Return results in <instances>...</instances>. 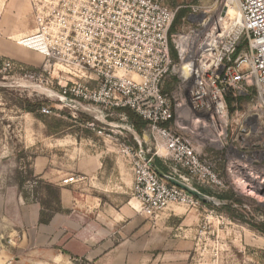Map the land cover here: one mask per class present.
Masks as SVG:
<instances>
[{
  "label": "built area",
  "instance_id": "obj_1",
  "mask_svg": "<svg viewBox=\"0 0 264 264\" xmlns=\"http://www.w3.org/2000/svg\"><path fill=\"white\" fill-rule=\"evenodd\" d=\"M230 6L237 10L236 19L227 11L222 15ZM176 12L164 0H52L38 11L36 30L17 41L41 55L44 73L55 74L60 100L71 98L87 111L129 109L145 121L154 152L137 138L120 144V152L132 176L131 195L148 217L170 204H198L158 175L154 156L161 159L163 150L164 159L174 163L169 175L185 183L220 186L219 172L202 153L203 142L223 147L219 139L227 135L233 114L244 117L237 112L236 96L251 86L259 97L252 115L256 121L264 116V0H221L218 12L199 11V19L173 34ZM14 69L12 61L0 59V72ZM23 75L44 78L33 71ZM170 76L177 86L166 92ZM241 124L246 132L245 119ZM231 156L228 173L264 196V189L248 185L250 178H264V168L246 171L264 158Z\"/></svg>",
  "mask_w": 264,
  "mask_h": 264
},
{
  "label": "rangeland",
  "instance_id": "obj_2",
  "mask_svg": "<svg viewBox=\"0 0 264 264\" xmlns=\"http://www.w3.org/2000/svg\"><path fill=\"white\" fill-rule=\"evenodd\" d=\"M51 1L0 0V59H9L16 65L12 71L0 72V264H51L35 252L36 227L40 223L31 224L30 209L37 205L40 211L41 203L56 205L64 170L77 156L92 152L88 139L96 142V150L102 139L109 143L117 136V153L103 154V164L108 167L119 165L126 171L125 178L129 177L130 169L120 152V144L136 143L134 135L143 148L154 152L152 139L144 130L140 136L135 134L125 112H86L102 135L86 128V120L80 115L83 112L60 102L56 96L55 74L44 73L41 55L36 58L32 51L34 58L25 62L5 51L7 45L22 49L17 41L36 30L38 11L44 12ZM164 3L177 8L176 16L180 14L173 26V34L199 19V11L218 12L221 6V0H164ZM244 44L242 41L240 46ZM24 71L41 73L44 78L26 77ZM176 86V77L170 76L165 79L163 90L171 92ZM235 102L237 112L244 117L233 114L227 135L219 139L223 147H216L210 139L203 142L202 153L214 164L222 185L208 187L191 183L208 190L217 205H206L201 201L195 206L170 204L158 214L166 216L170 213V218L175 219L189 216L187 227L194 232L190 234L192 248L188 264H264V229L260 228L264 227V196L253 197L242 192L227 171L232 153L239 152L247 158H264V116L256 121L252 115L254 108L259 109L255 86L237 95ZM28 103L39 105L31 112L26 109ZM42 107L50 112L43 113ZM243 119L248 134L242 131ZM78 137L85 140H81L80 148L75 150L70 143ZM161 153V159L154 156L153 161L158 159L169 173L172 172L174 163L169 158L164 159V151ZM237 160L243 162V157ZM263 165L264 160H259L252 167L248 165L246 171L260 170ZM69 179L72 180H66ZM100 184L103 189L102 180ZM105 184L113 186L115 182L105 181ZM224 194L228 196L226 202L219 199ZM127 198H133L130 190ZM224 203L228 207L223 206ZM74 264L85 263L78 261Z\"/></svg>",
  "mask_w": 264,
  "mask_h": 264
},
{
  "label": "crops",
  "instance_id": "obj_3",
  "mask_svg": "<svg viewBox=\"0 0 264 264\" xmlns=\"http://www.w3.org/2000/svg\"><path fill=\"white\" fill-rule=\"evenodd\" d=\"M6 48L10 56H19L25 62L34 58V51L25 47L7 45ZM35 55L38 58L39 54ZM89 122L93 121H85V127L102 135L95 127H90ZM131 128L135 132L132 125ZM134 138L138 139L133 135ZM74 140L70 147L78 150L81 140L85 139ZM116 141L117 136L112 142L108 141L111 144L102 139V144L94 150L96 142L88 139L92 152L77 156L64 170L58 193L63 211L55 213L47 224H38L39 206L31 207L30 222L38 224L35 252L51 264L78 261L85 264H188L192 248L190 234L194 232L187 227L189 216L175 219L168 213L147 217L138 212L136 201L127 198L132 186L131 173L125 178L126 171L119 165L103 164V154L117 153ZM68 178L72 180L64 182ZM105 181L115 184L109 186Z\"/></svg>",
  "mask_w": 264,
  "mask_h": 264
},
{
  "label": "trees",
  "instance_id": "obj_4",
  "mask_svg": "<svg viewBox=\"0 0 264 264\" xmlns=\"http://www.w3.org/2000/svg\"><path fill=\"white\" fill-rule=\"evenodd\" d=\"M178 17H180V14L177 15V16H175V19H174V21H173V23L171 25V28H170V33H172V31H173V26L176 23V20L178 19ZM170 48H171L172 55L175 56V51H174L172 45H170ZM232 100H233L232 97L230 95H228L227 96V101H228L229 104H230V102ZM37 105H39V104L31 105V104L28 103L26 109H28V111L33 112L34 110L37 109L36 108ZM120 111L121 112H125L127 118L129 119V122L131 123V125L134 128L135 132L138 133L139 135H141L143 129L145 128V121H143L139 116H137L135 113H133L129 109H121ZM80 115L86 121H90L91 120V117L88 116L85 113H81ZM153 162H154V164L156 166V170H157V173H158L159 176L167 175L169 173L168 170H167V168L165 166H163L158 159L155 158ZM194 187H196L202 193L207 194V195H210V193L208 192V190H205L204 188H202L200 186H197V185H195ZM227 198H228V196L225 195V194L223 196H219V199H221L223 202ZM203 204H206V203H203ZM225 204L226 203H224L223 206H227ZM206 205H208V204H206ZM62 211H63V209H62V206H61V204L59 202L58 192H57V201H56V205L55 206H53V207L51 205L48 206V205H46L44 203H41L40 204V211H39L38 223H40V224H47L50 221L51 217L55 213L62 212ZM260 228L264 229L263 226H261Z\"/></svg>",
  "mask_w": 264,
  "mask_h": 264
},
{
  "label": "water",
  "instance_id": "obj_5",
  "mask_svg": "<svg viewBox=\"0 0 264 264\" xmlns=\"http://www.w3.org/2000/svg\"><path fill=\"white\" fill-rule=\"evenodd\" d=\"M60 102L65 103L66 105L75 108L77 111L83 112L87 114L86 112H90L85 110L77 101L71 99V98H65L63 100H60ZM88 115V114H87ZM163 179H165L168 183L184 190L185 192L189 193L192 195L194 198H196L198 201H201L202 203H206L208 205L214 206L217 205V201L213 198L210 197L207 194L202 193L199 191L196 187L185 183L184 181L172 176V175H162L161 176Z\"/></svg>",
  "mask_w": 264,
  "mask_h": 264
},
{
  "label": "bare ground",
  "instance_id": "obj_6",
  "mask_svg": "<svg viewBox=\"0 0 264 264\" xmlns=\"http://www.w3.org/2000/svg\"><path fill=\"white\" fill-rule=\"evenodd\" d=\"M225 11H227V13H228V15L230 16V17H234L235 19L237 18V10L235 9V7H228V8H226V7H224L223 8V10H222V15L225 13ZM21 39V38H20ZM19 39V40H20ZM18 40V41H19ZM57 97H59L58 95H56ZM59 99H61V98H59ZM163 150H161V152H162ZM254 178H250L249 180H250V182H252V183H248V185L250 186V185H253V186H255L256 187V189L258 190V189H260V188H262V189H264V178L262 179V180H257V179H255V180H253ZM259 179H261V178H259ZM234 180H235V183H237L238 184V188H241L242 189V192H244L245 194H250L249 196H253V197H262V195H260L257 191L255 192V190H253V189H251L250 187H246L245 188V181H243V179L242 178H240L238 175H235L234 176ZM236 184V185H237ZM252 186V187H253ZM132 199H134V198H132ZM135 200V199H134ZM136 201V200H135ZM136 204H137V201H136ZM136 207H138V206H136Z\"/></svg>",
  "mask_w": 264,
  "mask_h": 264
}]
</instances>
